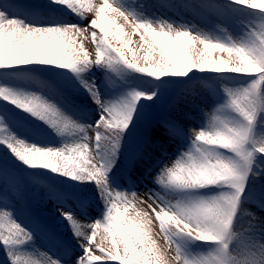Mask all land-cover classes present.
Listing matches in <instances>:
<instances>
[{"label": "snow or ice", "instance_id": "6c2138e0", "mask_svg": "<svg viewBox=\"0 0 264 264\" xmlns=\"http://www.w3.org/2000/svg\"><path fill=\"white\" fill-rule=\"evenodd\" d=\"M130 3L48 0L23 7L0 0V249L8 264H264V187L258 185L264 23L248 27L233 14H264V0L144 6L191 11L207 31L130 11ZM229 27L241 34H229ZM236 78L246 86L223 87V102L212 89L216 106L200 109L198 130L184 123L191 114L168 105L158 124L177 142L176 153L153 160L157 144L147 135L126 148L165 89L180 85L194 98L206 79ZM30 84L37 87L29 90ZM85 94L98 119L82 122L73 114L86 111L76 103ZM37 122L60 138L59 146L28 126ZM121 161L124 184L115 173ZM145 164L156 187L139 191L131 173ZM49 172L77 188L93 186L99 214L88 211L89 202L73 203L69 193L44 185L59 215L52 226L43 222L27 206V191ZM37 238L47 247H37ZM204 246L201 254L186 251Z\"/></svg>", "mask_w": 264, "mask_h": 264}, {"label": "rangeland", "instance_id": "374dc122", "mask_svg": "<svg viewBox=\"0 0 264 264\" xmlns=\"http://www.w3.org/2000/svg\"><path fill=\"white\" fill-rule=\"evenodd\" d=\"M48 2V0H19V4L23 7H33L36 5H44ZM93 3L98 2V0H92ZM157 0H131V3L127 5L128 10L143 13L145 15H149L155 18L160 19H170L175 21L177 24H187L189 26L193 25L198 29L207 31L208 29L204 26L203 21L199 16H196L191 11H185L183 13L176 12L174 9H162L156 7H150L145 9V5H152L155 4ZM185 3L190 2V0H184ZM254 11H258L254 10ZM234 15L238 16L240 20L243 21L244 25L248 27H255L257 24L264 23V14L249 12L245 10H234ZM91 18V14H89V19ZM220 27H224V25H220ZM243 28V25H241ZM247 29L245 28L244 31ZM228 33L231 35H240L241 31L239 28L233 29L231 27L228 28ZM219 35V33H217ZM111 38V37H110ZM116 43L117 46L118 42L113 41ZM139 37H133V44L130 47L138 46ZM89 49H91V45H88ZM143 53H141L142 55ZM215 55V54H214ZM143 63V61H141ZM41 77L48 79V74H40ZM186 79V78H185ZM247 84V80L243 78H236L232 80H226L223 83L206 79L203 83H198L196 85L197 91L194 95V98L191 97V94L185 90L181 89L180 85H173L168 89H165L161 94V99L154 105L149 107V118L148 123H141L137 129L135 130L134 134L129 137L127 142L126 148H133L135 147L136 140L140 137L139 132L145 130L151 123H153L155 118H164L168 115V105L175 103L177 104L178 108L180 109V114L183 116L184 113H189L192 116V119L185 120L184 123L188 127H196L195 130H198L202 121L200 120V116L202 115L200 109H203V112L210 113L213 108L216 106V97L212 94V89L216 88L219 91L220 102H223V87L227 86L229 88H240L244 87ZM37 86L35 84H30L29 90H34ZM182 97H189L188 100L182 99ZM108 99V97H105ZM76 103L79 105H86V111L80 110L76 111L73 114L80 119L82 122H88L89 117H94L98 119V115L95 112V105L92 104L90 98L85 95L77 97ZM164 105H167L164 107ZM69 111H72L70 108ZM94 122V121H93ZM29 127H35L37 132L46 138L51 146H59L60 138L56 137L51 130L47 129L46 127L40 125L38 122L36 125H28ZM152 134L149 136L150 140L157 144V147L154 149H150L152 154V159L155 160L158 158L162 152L166 151L169 155L176 153L177 151V142L170 141L166 136L163 134V129L154 123ZM68 139H72V137H68ZM186 147V146H185ZM184 149L181 148V151ZM174 158V157H173ZM151 161H149L150 163ZM5 164L7 166H11L12 162L5 158ZM122 166L123 162L121 161V167L115 169L116 178L121 180L122 177ZM145 167L147 164L143 166H138L136 169V173L138 177V181L141 183L143 182L142 187H139V191H145V185L151 189H155V185L152 183L151 179L145 174ZM20 172V169H17ZM41 184L35 186H29L27 191L28 197V207L32 210V212L38 215L41 220L50 226L55 224L56 218L59 215L58 208L54 201L47 199V189L44 185L47 186H54L61 191L69 193L73 198V203L77 200L80 201H87L90 206L88 211L93 213L94 215H98L100 209L95 207L93 202L97 199L95 195V189L93 186H81L75 187L74 184L68 181L66 178H57L55 174L47 173L45 175H41L39 177ZM258 185L260 187H264V177L258 180ZM140 207H146V205H140ZM56 229L59 232H63V229L56 225ZM66 235V234H65ZM159 239V237H157ZM37 247L44 249L47 246L45 243L37 238L36 241ZM78 247V246H77ZM201 249H196L194 247H187L186 251L189 254H201L202 252L207 251V246L202 247ZM57 254L59 251L57 250ZM0 264H8V259L4 255L3 250L0 249Z\"/></svg>", "mask_w": 264, "mask_h": 264}, {"label": "bare ground", "instance_id": "6f19581e", "mask_svg": "<svg viewBox=\"0 0 264 264\" xmlns=\"http://www.w3.org/2000/svg\"><path fill=\"white\" fill-rule=\"evenodd\" d=\"M97 239H99V237Z\"/></svg>", "mask_w": 264, "mask_h": 264}]
</instances>
